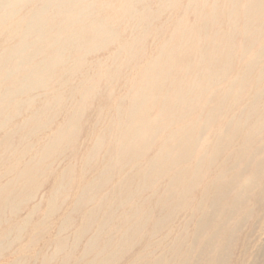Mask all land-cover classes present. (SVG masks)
Here are the masks:
<instances>
[{
    "label": "bare ground",
    "instance_id": "6f19581e",
    "mask_svg": "<svg viewBox=\"0 0 264 264\" xmlns=\"http://www.w3.org/2000/svg\"><path fill=\"white\" fill-rule=\"evenodd\" d=\"M262 140L264 0H0L7 264H227Z\"/></svg>",
    "mask_w": 264,
    "mask_h": 264
},
{
    "label": "rangeland",
    "instance_id": "374dc122",
    "mask_svg": "<svg viewBox=\"0 0 264 264\" xmlns=\"http://www.w3.org/2000/svg\"><path fill=\"white\" fill-rule=\"evenodd\" d=\"M193 20H194L193 17L189 16L188 21L192 22ZM151 42L152 41L149 40L147 43L150 44ZM82 139L83 138L80 139V143L82 144L86 143V142H82ZM263 144H264V141L262 140L259 145L261 146ZM261 156H262L261 160H264V147H263V152ZM244 165L246 166V162L241 163L239 168L243 169ZM46 185L47 186H45L40 191V193L36 197V200L32 204L29 205L30 208L33 206H38V205L43 204L45 196L49 189V185L48 184ZM260 189L264 191V182L260 185ZM250 200H252V198ZM250 203H252V201H250ZM251 205L247 207L248 209L247 212L242 213L239 216V218H237L238 220L237 219L235 220V223L236 221L237 223H239L238 221L241 222L239 227L241 226L242 223L245 225V222H246V225L245 226L242 225V227H240L242 230L241 229H240L241 231L238 230L236 235L234 236V237H237V238H234L237 240L233 239L234 241L231 244V246L232 245L233 246H232V249L230 250L231 256L229 255L227 264H264V255H263L264 253V205L262 208H257ZM28 212L29 211L22 212L20 216L25 217ZM41 213L42 212H40L38 215H41ZM184 213L185 211L180 214L179 218H181ZM242 217H246V220L245 218H242ZM242 221H245V222H242ZM51 222L57 223L58 216H54L53 218H51ZM192 225L186 230L190 231L192 229ZM237 234L239 235L237 236ZM26 235L22 237L21 241L17 245H14L13 249L10 252H6L0 256V264H7L13 261L14 259H18V258L26 259L30 257V259H32L35 257V255L30 254L29 251L26 252L25 250H21L19 252L22 245L27 243V241L30 240L29 237H27ZM245 241H247V243ZM38 247H40V245ZM240 247H242V249ZM199 254H200V251L198 248V250L194 252L193 258L197 259L199 257ZM119 264H122V262H119Z\"/></svg>",
    "mask_w": 264,
    "mask_h": 264
}]
</instances>
